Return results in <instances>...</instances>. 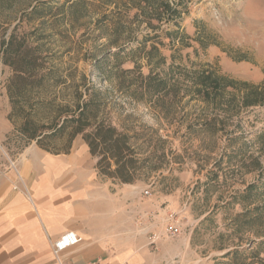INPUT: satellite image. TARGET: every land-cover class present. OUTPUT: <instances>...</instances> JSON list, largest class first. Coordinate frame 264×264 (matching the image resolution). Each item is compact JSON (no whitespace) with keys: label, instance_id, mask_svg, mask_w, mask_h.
<instances>
[{"label":"rangeland","instance_id":"374dc122","mask_svg":"<svg viewBox=\"0 0 264 264\" xmlns=\"http://www.w3.org/2000/svg\"><path fill=\"white\" fill-rule=\"evenodd\" d=\"M129 1L95 0L97 8L90 10L80 27L63 24L56 27L57 31L46 27L44 50L54 65L66 72L76 70L102 88H108V83L100 80L95 65L103 59L106 69L115 72L116 58L112 55L117 50L113 25L118 14L129 8ZM164 1L180 13L179 18L154 23L160 28L155 33L145 24L134 25L130 38L119 44L128 52L139 48L146 34H158L162 40L164 33L178 32L171 39L162 40L165 46H159V53L165 58V64L157 72L169 74L171 80L177 79L179 97L190 86L186 81L188 74L205 69L238 82L264 84V0ZM25 5L26 2H16L11 10L0 11V38L6 39L19 23L20 11ZM35 26L22 24L21 30L31 31ZM99 26L106 28L99 30ZM36 37L32 35V39ZM156 42L147 43V50ZM131 58L146 75L148 68L145 61L139 59V53ZM133 62L124 60L122 68L131 69ZM11 77L10 68L0 62V122L4 119L9 127L2 145L8 151L19 152L25 143L15 125L7 120L10 104L6 89ZM118 101L124 103V113L132 115L123 123L138 136L137 159L150 160L152 166L160 169L134 185L123 187L99 177L94 168L97 160L87 151L78 169L83 175H90L105 195L116 196V222L131 227L134 221L139 230L147 228L145 235L157 238L155 242L164 258L160 257L157 264H229V258L223 255L232 250L228 248L230 245H238L240 251L250 246L255 250L261 242L256 236L257 224L252 234L232 229V218L244 207L240 201L232 205L228 202L229 196L243 192L246 185L264 184V156L259 145V137L264 134V105L236 107L227 114L191 99L186 93L180 103L168 102L169 114L164 115L153 106ZM211 118L216 120L215 134L200 128ZM122 119L119 120L122 122ZM5 127L0 123V132L6 130ZM32 145L35 143L29 146ZM82 145L79 137L72 144L75 150L70 151ZM243 154L258 158L262 168L251 173L241 171ZM220 159L223 162L219 181L207 186V175L214 171V164ZM83 175H78L79 179L85 178ZM261 204L262 199L256 198L250 208ZM167 227H175L174 237L166 235ZM221 247L224 249L220 250ZM254 252L264 259V250ZM258 258L248 255L243 260L245 264H259Z\"/></svg>","mask_w":264,"mask_h":264},{"label":"trees","instance_id":"16d2710c","mask_svg":"<svg viewBox=\"0 0 264 264\" xmlns=\"http://www.w3.org/2000/svg\"><path fill=\"white\" fill-rule=\"evenodd\" d=\"M94 1L0 0V11L11 10L16 2H26L20 11L19 23L6 39L0 38V62L12 71L6 89L10 104L7 120L15 125L16 132L25 143L21 150L35 143L39 149L51 155H67L74 140L81 137L90 156L97 160L95 169L100 177L121 185H134L160 168L152 166L150 160L137 159L139 153L135 144L138 136L123 123L131 119L132 115L124 113L126 107L118 100L153 106L164 115L169 114L168 102L180 103L186 93L191 99L227 114L236 107L264 105V84L238 82L206 69L188 74L186 81L190 82V86L179 97L180 86L175 82L177 79L171 80L169 74L157 72L165 64V58L159 53V46H165L162 40L171 39L178 32H166L162 40L158 34H146L139 48L126 52V48L119 42L130 38L134 25L145 24L155 33L160 28L154 23L171 22L179 18L180 13L164 0H130L129 8L118 14L116 24L113 25L117 51L112 56L116 58V70L113 72L112 69H106L103 59L95 65L100 80L107 82L108 88H102L76 70H60L44 50L46 27L53 31H57L56 27L63 24L80 27L90 10L96 7ZM22 24L37 26L26 31L21 30ZM105 28L99 26L98 29ZM32 35L37 37L32 39ZM153 40L157 42L147 50V43ZM136 52L139 53V59L145 61V67L148 68L146 75L135 60L131 61ZM124 60L133 62V67L123 69ZM226 99L229 100L224 105ZM121 117L122 122L119 120ZM215 121L208 119L200 128L215 134ZM259 145L260 153L264 156V134L259 137ZM152 154L154 156V152ZM241 159V171L251 173L262 168L258 158L243 154ZM222 162V159L215 162L214 171L207 175V186L219 181ZM256 198H261L262 204L250 208ZM238 201L244 209L232 218V229H243L252 234L257 224L259 230L256 236L261 242L255 250L250 246L240 251L238 245H230L228 248L232 250L223 255V258H229V264H245L243 258L248 255L258 258V252L254 251L264 250V184H248L243 192H234L229 196V204ZM258 259L259 264H264L263 258Z\"/></svg>","mask_w":264,"mask_h":264},{"label":"crops","instance_id":"0c3cea01","mask_svg":"<svg viewBox=\"0 0 264 264\" xmlns=\"http://www.w3.org/2000/svg\"><path fill=\"white\" fill-rule=\"evenodd\" d=\"M0 123L7 128L0 132V264H58L50 244L65 232L82 241L62 255L63 264H157L164 259L153 235H145L147 228L116 222V196L105 195L79 171L88 151L83 141L67 155H51L36 145L8 151L2 145L8 122Z\"/></svg>","mask_w":264,"mask_h":264},{"label":"built area","instance_id":"2783aa9c","mask_svg":"<svg viewBox=\"0 0 264 264\" xmlns=\"http://www.w3.org/2000/svg\"><path fill=\"white\" fill-rule=\"evenodd\" d=\"M11 166H13V164H11ZM145 194H147V192ZM165 233L169 237H174L177 233V230L175 229V227H167L165 229ZM153 239L156 240L157 238L154 236ZM81 241H82L81 238L74 232H65L57 240L52 242L50 244V249H51V253L53 257L55 258L56 262L58 264H63L62 259H61L62 255L65 252L76 247L78 244L81 243ZM88 264H102V263L97 260V261L90 262Z\"/></svg>","mask_w":264,"mask_h":264}]
</instances>
